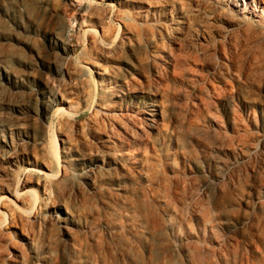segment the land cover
Wrapping results in <instances>:
<instances>
[{"label":"rangeland","instance_id":"rangeland-1","mask_svg":"<svg viewBox=\"0 0 264 264\" xmlns=\"http://www.w3.org/2000/svg\"><path fill=\"white\" fill-rule=\"evenodd\" d=\"M1 67L0 264H264V0H0Z\"/></svg>","mask_w":264,"mask_h":264},{"label":"bare ground","instance_id":"bare-ground-1","mask_svg":"<svg viewBox=\"0 0 264 264\" xmlns=\"http://www.w3.org/2000/svg\"><path fill=\"white\" fill-rule=\"evenodd\" d=\"M80 14V13H79ZM85 15V14H84ZM73 31L71 29L69 30H66L64 32V35L63 36H56L55 34H53V44L54 45H57L58 47H61V49L64 51L68 49V47H71L72 43H71V39L68 38V36H70V33H72ZM75 32V31H74ZM73 32V33H74ZM74 35V34H73ZM52 44V43H51ZM129 67L132 71H135V70H138L136 66L132 65L131 63H129ZM7 69H4L1 67L0 69V81H4V79L7 81V82H10L11 84H14V83H17L18 81L21 82V79L18 78V77H15V75L13 76L10 71H6ZM5 81V82H6ZM15 107H18L16 108L19 113L22 112V109L20 106L16 105ZM154 109V108H153ZM147 112V111H146ZM47 116V115H46ZM10 128H13L11 127V125H8L6 123H4L3 121L0 120V134L4 137V134L6 132H10ZM23 135V134H22ZM27 137V136H26ZM2 143H4V146L5 147H9L8 143L5 142V140L3 139L1 141ZM91 174L89 171L88 172H84V173H81L82 177L84 178V180L90 185V183L93 185V182H92V178H91ZM66 216L62 219L59 220V224L65 228V225L68 224V218L71 216V213H69L68 211H66Z\"/></svg>","mask_w":264,"mask_h":264}]
</instances>
